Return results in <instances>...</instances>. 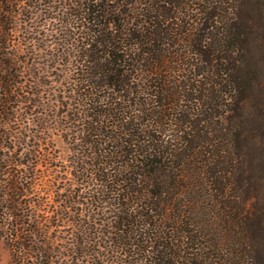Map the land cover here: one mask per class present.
<instances>
[{"label":"trees","instance_id":"trees-1","mask_svg":"<svg viewBox=\"0 0 264 264\" xmlns=\"http://www.w3.org/2000/svg\"><path fill=\"white\" fill-rule=\"evenodd\" d=\"M37 49L68 125L70 232L11 176L16 264H264V0H0L2 175Z\"/></svg>","mask_w":264,"mask_h":264},{"label":"rangeland","instance_id":"rangeland-1","mask_svg":"<svg viewBox=\"0 0 264 264\" xmlns=\"http://www.w3.org/2000/svg\"><path fill=\"white\" fill-rule=\"evenodd\" d=\"M26 25L27 23H18L17 32L13 34V38L18 44L26 45L27 43L29 34L24 30L29 28ZM33 52L32 55L25 53L21 56L26 57L28 77L35 83L34 95L24 96L22 101L25 104H19L15 124L9 125L11 128L8 129V132L11 137H14L16 146H13V150H9L7 173L0 174V190L3 188V191H6L10 188L8 181L11 176L16 174L19 176L23 189L25 182L33 176L32 190L22 191L19 200L21 206L25 204L29 208L33 207L37 211L35 214L40 216L38 219L51 217L52 221L61 222L60 225H65L64 228H57L53 234L57 237H65L70 232L65 223L67 217L61 218L64 220L60 221L59 216L55 213L60 212L64 194H68L64 189L68 183H71V177L66 172L71 154L68 143L62 137V133L68 125L62 120L63 114L59 112L60 109L54 102V98L48 93L42 92L45 89L44 83H47L45 81L52 82L57 79L51 75L53 68H50L48 60L41 56L40 50L37 49L36 53ZM43 70L51 75L49 80H45L46 78L41 76ZM50 85L56 86L49 83L46 88ZM7 143L5 145H8ZM14 151H16V157L9 159L13 156ZM71 188L73 189L74 186ZM0 205L2 206L0 208V243H3L8 242L7 236L13 222L10 224L9 218L6 217L5 207L8 205L6 196L0 199Z\"/></svg>","mask_w":264,"mask_h":264},{"label":"clouds","instance_id":"clouds-1","mask_svg":"<svg viewBox=\"0 0 264 264\" xmlns=\"http://www.w3.org/2000/svg\"><path fill=\"white\" fill-rule=\"evenodd\" d=\"M21 255H23V250L14 247L7 241L0 243V264H16ZM25 264H29V262L26 260Z\"/></svg>","mask_w":264,"mask_h":264}]
</instances>
